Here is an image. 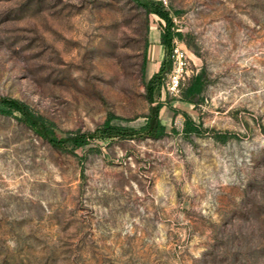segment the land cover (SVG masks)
<instances>
[{"label":"rangeland","instance_id":"1","mask_svg":"<svg viewBox=\"0 0 264 264\" xmlns=\"http://www.w3.org/2000/svg\"><path fill=\"white\" fill-rule=\"evenodd\" d=\"M156 1L186 53L181 84L203 73L194 104L168 74L148 94L161 21L132 0H0V101L58 137L112 116L137 128L157 102L165 127L72 152L0 102V264H264V0Z\"/></svg>","mask_w":264,"mask_h":264},{"label":"trees","instance_id":"2","mask_svg":"<svg viewBox=\"0 0 264 264\" xmlns=\"http://www.w3.org/2000/svg\"><path fill=\"white\" fill-rule=\"evenodd\" d=\"M137 4L138 7L144 10L145 14L156 15L160 21V43L164 47V56L160 62L159 68L154 72L146 81L145 88L148 94L161 78L166 76L172 68L171 51L173 47V39L179 35L173 28V21L170 12L162 5L161 1L156 0H132ZM205 86L203 79V73H197L191 76V78L184 85H180L179 93L182 95V100L188 103H196L199 100V96ZM1 104L8 106L14 111L20 113V119L22 122L30 128L36 135L46 140L52 146L57 148H65L66 143H70V150L74 152L75 149L81 148L91 141L97 134L104 139H112L114 137L123 136L122 134L127 133L130 136H150L153 138H159L165 134V127L160 123L159 118L156 116L162 102H157L150 108V113L147 116L145 123L137 128L129 127L123 128L117 124H111L110 120L114 117H108L104 123L97 127L94 131H86L80 133L79 131L74 132L68 137L56 136L52 124L46 120L42 115L32 112V110L24 103L18 100L4 99L0 101ZM184 130L186 133L198 132L197 125L187 117L185 121ZM216 137L219 140H223L224 136L218 135Z\"/></svg>","mask_w":264,"mask_h":264},{"label":"built area","instance_id":"3","mask_svg":"<svg viewBox=\"0 0 264 264\" xmlns=\"http://www.w3.org/2000/svg\"><path fill=\"white\" fill-rule=\"evenodd\" d=\"M175 38L173 39V47L171 51L172 68L168 73L167 88L170 91H179L181 85V79L183 78V72L186 69V53L185 51L174 44Z\"/></svg>","mask_w":264,"mask_h":264},{"label":"crops","instance_id":"4","mask_svg":"<svg viewBox=\"0 0 264 264\" xmlns=\"http://www.w3.org/2000/svg\"><path fill=\"white\" fill-rule=\"evenodd\" d=\"M148 45V60L156 59L157 66L159 68L160 62L164 56V47L160 43V31L150 30ZM158 70V69H157Z\"/></svg>","mask_w":264,"mask_h":264}]
</instances>
